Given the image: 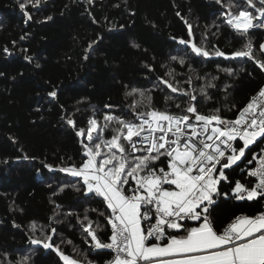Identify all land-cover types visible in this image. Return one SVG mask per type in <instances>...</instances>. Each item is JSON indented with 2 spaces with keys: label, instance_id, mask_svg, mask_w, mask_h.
<instances>
[{
  "label": "trees",
  "instance_id": "16d2710c",
  "mask_svg": "<svg viewBox=\"0 0 264 264\" xmlns=\"http://www.w3.org/2000/svg\"><path fill=\"white\" fill-rule=\"evenodd\" d=\"M25 2L0 0V264H64L55 251L30 242L51 235L52 228V242L64 254L104 264L110 256L89 247L81 224H104L103 208L85 194L80 178L61 171L81 163L85 138L77 131L87 132L93 116L101 127L104 114L133 119V106L141 101L139 92L128 95L134 89L145 93L137 112L150 97L152 108L179 113L185 105H175L187 97L172 93L164 81L194 92L198 112L220 109L222 117L236 118L264 86V71L248 58L196 56L190 42L231 57L250 41L255 58L264 59V29L241 36L225 22L228 0H40L22 10ZM208 82L215 85L206 88L211 99L199 95ZM103 135L110 138L111 127ZM251 150L259 148L254 144ZM240 163L246 170L252 166ZM233 168L225 170L229 180L247 183ZM232 186L222 182L221 190L230 193ZM261 209L258 201L221 197L210 212L222 229ZM108 227L97 235L107 240Z\"/></svg>",
  "mask_w": 264,
  "mask_h": 264
},
{
  "label": "snow or ice",
  "instance_id": "6c2138e0",
  "mask_svg": "<svg viewBox=\"0 0 264 264\" xmlns=\"http://www.w3.org/2000/svg\"><path fill=\"white\" fill-rule=\"evenodd\" d=\"M216 2L223 4V0ZM39 3L26 0L20 7L24 10ZM233 6L238 8L235 13L231 12ZM225 7V22L241 36L249 29L264 28V0H241L240 4L228 0ZM259 50L264 57V44ZM191 51L202 58H248L264 71V59L255 58L250 41L231 57L203 45L192 44ZM184 62L181 58L180 63ZM222 70L229 75L233 71L228 67ZM164 83L172 93L187 97L176 103L177 109H181V103L185 105L179 113L152 108L150 97L143 110L137 112L145 93L134 89L128 95L139 92L141 101L133 106V119L104 114L101 127L93 116L88 120L87 132L79 129L76 133L85 138L81 140V163L61 171L80 178L83 191L96 199L103 208L99 216L104 217V224L97 223L93 228V221L85 215L88 222L81 224L87 234L86 243L110 256L104 264H264V210L254 216H237L222 229L216 228L210 212L221 197L264 205V147H260L264 145V87L235 119L229 120L220 115V109H213L211 114L198 112L194 92ZM210 87L215 85L206 83L199 95L211 99L206 91ZM68 123L75 127L73 120ZM109 127L113 135L106 139L103 132ZM254 144L258 152L249 151ZM242 160L256 163L252 170H246ZM233 166L249 178L247 183L229 180L225 170H235ZM222 182L233 185L230 193L221 190ZM105 226H110L107 240L97 235ZM55 233L52 228L51 235L30 242L55 251L64 264H94L86 256L78 260L64 254L52 242Z\"/></svg>",
  "mask_w": 264,
  "mask_h": 264
},
{
  "label": "built area",
  "instance_id": "2783aa9c",
  "mask_svg": "<svg viewBox=\"0 0 264 264\" xmlns=\"http://www.w3.org/2000/svg\"><path fill=\"white\" fill-rule=\"evenodd\" d=\"M258 28H260V27H258ZM261 29H264V28H261ZM251 45H252V50H253V49H254V45H253V43H251ZM263 87H264V86H263ZM258 92H259V91H258ZM258 92H257V93H258ZM257 93H256V94H257ZM256 94H255V95H256ZM237 116H238V115H237ZM226 119H227V118H226ZM234 119H235V118H234ZM229 120H232V119H229ZM263 147H264V145H263ZM139 154H140V153H137V155H139ZM255 163H256V161L253 162V164H255ZM253 164H252V166L250 167L249 170H252V168H253ZM262 210H264V205H262V209H261V211H262ZM261 211H260V212H261ZM260 212H259V213H260ZM259 213H258V214H259ZM239 216H240V215H239Z\"/></svg>",
  "mask_w": 264,
  "mask_h": 264
},
{
  "label": "rangeland",
  "instance_id": "374dc122",
  "mask_svg": "<svg viewBox=\"0 0 264 264\" xmlns=\"http://www.w3.org/2000/svg\"><path fill=\"white\" fill-rule=\"evenodd\" d=\"M192 44H194L193 42H190V45L192 46ZM264 44V43H263Z\"/></svg>",
  "mask_w": 264,
  "mask_h": 264
}]
</instances>
